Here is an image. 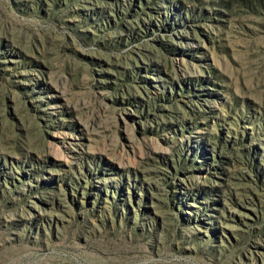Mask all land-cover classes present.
I'll return each mask as SVG.
<instances>
[{
	"label": "rangeland",
	"instance_id": "1",
	"mask_svg": "<svg viewBox=\"0 0 264 264\" xmlns=\"http://www.w3.org/2000/svg\"><path fill=\"white\" fill-rule=\"evenodd\" d=\"M0 264H264V0H0Z\"/></svg>",
	"mask_w": 264,
	"mask_h": 264
}]
</instances>
